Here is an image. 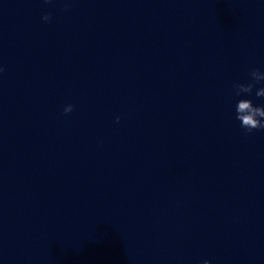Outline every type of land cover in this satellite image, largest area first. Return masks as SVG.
Returning a JSON list of instances; mask_svg holds the SVG:
<instances>
[{
	"label": "clouds",
	"instance_id": "clouds-1",
	"mask_svg": "<svg viewBox=\"0 0 264 264\" xmlns=\"http://www.w3.org/2000/svg\"><path fill=\"white\" fill-rule=\"evenodd\" d=\"M45 3H51L52 0H44ZM69 7L68 3H65L64 10L67 11ZM42 19L45 22L51 20L50 13H44ZM5 69L0 66V73H3ZM264 82V72L259 69H252L249 73V80L246 83L234 82L232 87L236 96H242L245 94L250 95L255 88L256 97H264V86L259 88L257 84ZM73 111V105H66L64 113L68 114ZM236 119L240 122V126L247 132L251 133L253 130H264V105H254L252 100L242 98L237 101L236 107ZM117 123L120 121V117H116ZM201 264H211L210 260H203Z\"/></svg>",
	"mask_w": 264,
	"mask_h": 264
}]
</instances>
